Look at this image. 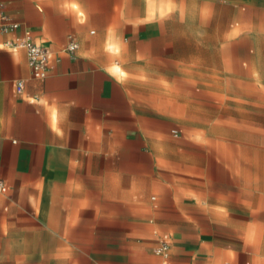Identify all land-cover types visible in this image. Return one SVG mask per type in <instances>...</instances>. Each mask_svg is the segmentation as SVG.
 <instances>
[{
	"label": "crops",
	"instance_id": "obj_1",
	"mask_svg": "<svg viewBox=\"0 0 264 264\" xmlns=\"http://www.w3.org/2000/svg\"><path fill=\"white\" fill-rule=\"evenodd\" d=\"M0 8L18 23L0 32V264H162L154 251L162 240L151 250V238L167 233L156 229L179 224L182 193L209 184L189 146H204L237 178L225 182V225L247 209L264 224L262 154L241 152L240 139L230 152L233 140L219 132L260 126L264 0H0ZM26 31L54 51L70 39L77 48L37 79L24 50L6 45ZM167 243L166 264L170 256L176 264L182 251ZM236 255L264 264L257 244Z\"/></svg>",
	"mask_w": 264,
	"mask_h": 264
},
{
	"label": "rangeland",
	"instance_id": "obj_2",
	"mask_svg": "<svg viewBox=\"0 0 264 264\" xmlns=\"http://www.w3.org/2000/svg\"><path fill=\"white\" fill-rule=\"evenodd\" d=\"M261 113L256 114L259 127L251 128H225V137L233 140L227 145L230 152L237 149L234 144L235 139H240L243 143L240 151L245 153L253 152V149H259L262 154L260 170L261 191L264 200V90L260 104ZM256 124H258L256 122ZM255 139V140H254ZM254 143H256L254 145ZM195 149L194 158L197 163L195 165L199 172L206 175L208 186L193 184L198 190L195 192L182 193V218L179 224L169 226L164 231L161 227L157 228V233H167V237L161 238L153 236L154 242L152 247L159 243L160 240L176 244L182 252L177 258L176 264H239L241 260L236 255L238 249H250L255 244L264 249V241H255L258 234L264 233V224H254L253 217L258 216L256 212L246 210L245 214L236 210L233 212L232 222L225 225V182L233 181L236 177H230L228 174L221 173L216 162L207 157L203 151L204 146H189ZM230 165L237 164L236 161H228ZM241 165H245L248 169L252 165V161H241ZM243 169V168H242ZM251 169V168H250ZM221 190V191H220ZM169 195V193H167ZM252 196V195H251ZM252 198V197H251ZM152 202L155 201L151 197ZM264 202V201H263ZM214 206V207H212ZM264 220V212L261 214ZM246 223L242 224L241 221ZM262 243L261 246L258 244ZM225 249L229 250V255L225 256ZM171 252V251H170ZM171 255V253H170ZM72 258H46L38 257V264H71ZM77 259V258H76ZM253 258L247 257V261ZM80 264L81 258H78ZM173 258L170 256V264ZM25 264H33L26 262Z\"/></svg>",
	"mask_w": 264,
	"mask_h": 264
},
{
	"label": "built area",
	"instance_id": "obj_3",
	"mask_svg": "<svg viewBox=\"0 0 264 264\" xmlns=\"http://www.w3.org/2000/svg\"><path fill=\"white\" fill-rule=\"evenodd\" d=\"M18 28V23L13 21L1 8H0V32L11 33ZM6 45L11 48L22 49L25 52L27 64L31 70L32 76L37 79L47 77L56 67L60 61L61 53L72 54L77 48V42L70 39L65 46L57 51L49 47L35 43L28 31L19 36H14L12 39L6 41ZM23 82L18 80L16 87H22ZM176 134V130H172ZM7 186L0 180V192H5ZM155 253L160 255L164 262L167 263L169 257V244L166 241H161L155 247Z\"/></svg>",
	"mask_w": 264,
	"mask_h": 264
}]
</instances>
